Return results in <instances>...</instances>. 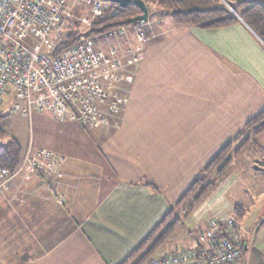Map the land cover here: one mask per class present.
I'll list each match as a JSON object with an SVG mask.
<instances>
[{
  "label": "crops",
  "instance_id": "1",
  "mask_svg": "<svg viewBox=\"0 0 264 264\" xmlns=\"http://www.w3.org/2000/svg\"><path fill=\"white\" fill-rule=\"evenodd\" d=\"M145 36L114 91L127 97L124 111L108 127L76 125L66 148H53L66 157L58 184L43 185L27 169L7 178L0 264H120L209 159L264 111V42L245 23L200 29L163 19ZM255 141L264 151V132ZM230 217L255 229L250 242L239 237L244 264H264V154L234 159L186 221L199 234Z\"/></svg>",
  "mask_w": 264,
  "mask_h": 264
},
{
  "label": "built area",
  "instance_id": "2",
  "mask_svg": "<svg viewBox=\"0 0 264 264\" xmlns=\"http://www.w3.org/2000/svg\"><path fill=\"white\" fill-rule=\"evenodd\" d=\"M141 1L148 8V0ZM115 7L102 0H0V107L24 118L37 113L79 127L103 125L110 114L123 112L127 97L114 91L125 81L124 69L139 61L145 30L151 32L160 20L149 17L99 38L82 36L77 25L86 22L84 15L93 24L114 14ZM77 33L75 43L58 52ZM65 162L57 151L28 147L18 170L55 187ZM9 175L0 166V190ZM247 235L250 242L254 232ZM239 237L234 218L210 221L197 245L158 253L148 264H244Z\"/></svg>",
  "mask_w": 264,
  "mask_h": 264
},
{
  "label": "trees",
  "instance_id": "3",
  "mask_svg": "<svg viewBox=\"0 0 264 264\" xmlns=\"http://www.w3.org/2000/svg\"><path fill=\"white\" fill-rule=\"evenodd\" d=\"M226 1L243 23L264 42V3L260 0ZM148 3L150 19H170L176 25H187L200 29H220L240 22L219 0H148ZM140 14V10L132 4L123 9L116 5L114 14L103 21L94 22L82 36L99 38L114 29L129 28L132 25L131 20ZM78 36L79 33L70 35L67 45L60 48L58 52L70 47ZM2 121L3 116L0 115V166L10 174H14L18 170L25 150L16 139L6 140ZM262 132H264V111L248 121L234 138L209 159L186 191L170 206L168 212L120 264H145L152 253L162 249L166 236H169L178 225H184V220L190 217L193 210L226 177L234 159L242 156L251 158L256 154H264L263 149L255 141L256 136ZM144 186L152 192H158L152 184L147 183ZM240 210L239 207L235 209L236 215H240ZM238 226L240 235L255 233V229L245 232L239 224ZM198 236L195 237L194 244L187 248L198 244Z\"/></svg>",
  "mask_w": 264,
  "mask_h": 264
},
{
  "label": "rangeland",
  "instance_id": "4",
  "mask_svg": "<svg viewBox=\"0 0 264 264\" xmlns=\"http://www.w3.org/2000/svg\"><path fill=\"white\" fill-rule=\"evenodd\" d=\"M260 1L264 3V0H260ZM219 2H221L227 9H229L223 3V2L227 3L226 0H219ZM229 10L233 15L238 16V14L232 8ZM83 18L86 19V22L77 25V27H79L81 31L86 32L90 28V27L87 28V24L90 23V17L84 15ZM158 20H161L160 23H162L163 19L158 18ZM90 26H92L91 23ZM6 109L7 108L5 107H0V115L3 116L2 124L5 130L6 140H8L9 138H14L24 148L30 142L35 146V148L44 147L49 150L50 149L54 150L53 148L57 146V148H60L61 151L62 149H65L66 146L69 144L70 136H72V138L75 137V134L72 133L73 132L72 129L74 130L76 129L79 131V129L76 128L75 123L69 121L61 122L60 118L55 120L48 115H41L37 113L32 114L29 118H24L14 112H7ZM118 114L119 112L110 114V116L106 117L107 124L105 123L100 126L81 127V128L91 129L90 131H93V129L108 127L110 124H112V120H113L112 116ZM41 183L43 185L45 184L43 181H41ZM189 230L191 236L190 238L188 237L189 235L187 233ZM197 236H198V230L195 227H193L191 224H189V222L184 220V225L183 226L178 225L177 228L172 233L169 234V236L167 235L166 236L167 238L165 237L166 241L164 243L163 248L152 253L151 257L148 259V261L145 264H148L151 258L158 253L171 252L177 249L187 248L188 240H194L195 237ZM170 242L172 243L169 244ZM166 246L169 247L167 248Z\"/></svg>",
  "mask_w": 264,
  "mask_h": 264
},
{
  "label": "water",
  "instance_id": "5",
  "mask_svg": "<svg viewBox=\"0 0 264 264\" xmlns=\"http://www.w3.org/2000/svg\"><path fill=\"white\" fill-rule=\"evenodd\" d=\"M102 1H105V2H109V3H112V4H115L117 5L119 8L123 9V8H126L127 6L129 5H134L136 6L141 14L137 17H134L132 20H131V23L132 24H136V23H140V22H146L149 18V9L147 8V6L145 5V3L141 0H135V1H131V0H102ZM229 9L230 8V5L226 2H223ZM236 17L241 21L243 22L239 16L236 15Z\"/></svg>",
  "mask_w": 264,
  "mask_h": 264
}]
</instances>
